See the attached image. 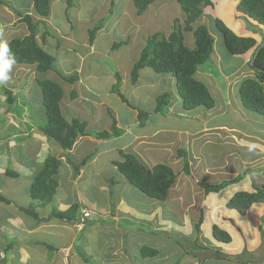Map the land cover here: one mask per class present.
Returning <instances> with one entry per match:
<instances>
[{
	"label": "crops",
	"instance_id": "obj_1",
	"mask_svg": "<svg viewBox=\"0 0 264 264\" xmlns=\"http://www.w3.org/2000/svg\"><path fill=\"white\" fill-rule=\"evenodd\" d=\"M2 1L9 2L8 0ZM176 1L178 2V0ZM213 1L217 16L218 14L220 15V13L229 16L231 21L230 23L226 22L229 27L234 31L242 29V32L240 33L243 35H252L257 39L261 37L258 41L263 42L261 30L264 32V26L258 24L256 21L237 10L239 0ZM11 3L12 5L9 3L0 7L1 34L6 38L11 36L23 37L28 35L30 33L28 24L23 21L22 18L26 14L34 13L33 0H14ZM174 4L175 2L172 0H156L150 5L149 9L147 8L148 10L146 9L147 11L138 15L134 0H128V3L127 0H124L122 3L121 0H52L50 14L47 17L41 18V21L36 25V37L48 51L56 56V65H58V67L56 66L52 71L45 74H41L37 71H35L34 74L38 78H52L62 85L65 93L64 98L61 101L63 115L64 112L66 114H75L74 117H77L82 121H86L87 119L88 123L90 122V126H92V123L97 122V130L95 131L110 129L111 127L109 125L113 123L114 118L116 119L117 126L123 129L124 133L120 136L119 140L117 138L115 139L113 146H106L104 148V155L113 152V158L110 162L114 171L117 170V168L113 165L112 161L120 158V148L135 153L143 163L152 166L154 164L149 163L146 155H151V152L153 151L158 153L161 146L168 145L165 147L166 150H163L162 147L164 156L161 160L167 161L168 158L173 157L175 154V156H177H174L175 162L172 160L169 161V163H172V166H175L178 161H181L184 166V157L179 154V149H186L180 146L182 145L181 140H184L186 144L191 146L189 152L186 151L190 159V165L192 166L195 164L196 168L200 169V173L196 170V172L194 171V174L193 172L191 173V176V174L183 172V166H181L179 170L174 169L178 174V178L176 183L171 187L168 197L165 200L168 206L155 204V210L153 211L154 216L152 218L150 216L152 220H158L157 225L160 228H164V221L174 218L173 214H178L180 217L183 216L185 212L184 210L182 211V207L188 199L184 197H187V194L195 196V186H197L200 189L199 192L203 193L205 198L202 196V199L199 200L190 199L188 207L190 205H196V201L203 200V203H206V205L203 206L202 203L201 208L206 209V214L209 213L208 217L207 215L206 217L213 221L212 224H217L220 227L225 228L231 234L234 229L238 234L240 233V236H245L249 239L248 233L242 224L243 221L240 220L239 217L237 218L238 211L228 208L226 202L237 190L251 191L255 186H262L263 183H259L258 181L261 176L259 175V170L257 168L259 166L263 167L264 147L260 148L255 146L250 150L249 146L257 144L258 141L264 145V131L259 132L256 130L254 132H249L240 127L235 121L227 120L225 122L220 119L224 113L226 115L227 110L225 106L228 101L225 103L224 99L219 100V98L215 96V93H218L217 90H219V88H217L218 82L215 77L206 72L203 74L198 70V76L212 91L216 104L213 108L198 107L190 111L184 110L182 107V99L178 91H176L177 89L175 90L176 82L175 77L172 74L157 73L152 70V68L145 67L140 70L138 80L135 83H132L131 80V71L135 62L139 59L141 51L146 45L149 36L158 31L164 33L165 36L169 35L176 21L179 24L182 23L185 13L180 3L179 5L182 9L183 15L179 12L178 6H174ZM3 13L8 14L10 22L3 20ZM237 15L238 17L239 15L244 17V19L240 17L243 21V28L240 23H237L239 27L235 26ZM165 16L167 19H165ZM101 19H105L106 21L103 26L96 31L94 41L91 43L89 32ZM248 26L259 29L260 32H253ZM185 35L186 43L189 46L194 47V38L192 34L185 33ZM216 36L219 37V35L215 34V41L217 40ZM115 42H123V44L120 47L114 48L113 44ZM220 58H218L219 61ZM239 59L242 61L238 66L230 71L229 74L226 73L229 87L232 85V79L230 80L229 78L235 73L234 71L239 65L246 60L242 57ZM111 66L115 68V72L111 71ZM14 69L15 68L12 66L9 73L14 75ZM59 72H62L65 76L76 75L77 78L72 82H67L61 77ZM118 74L120 75L122 82L121 92L126 96L131 106L113 91V87L117 83ZM242 79L243 78H241V80ZM241 80L235 82L237 88L240 87ZM32 84L34 83L29 84V89ZM232 86H234V84ZM167 89H169V91H167ZM73 92H76L75 97H72ZM163 92H169L172 95V100L166 109V114L160 115L155 113V108L157 106V96ZM16 105L17 106H10L7 108L6 118H0V144L7 140H11V143H9L11 145L9 150L12 149L13 151H16V149H19L21 159L18 163L8 162L5 165L0 163V177L2 180V183H0V194L7 197V187L17 186L19 184V177L22 174H25L22 175V177H25L29 181V188L33 176L38 169H40L45 158L49 154H52V151L57 152L56 156L61 159V166L56 176V180L59 182L58 188L60 187L61 182L60 176L63 174L68 181L70 180L73 189L71 191V199L58 198L56 200L55 198V201L52 204L48 203L47 205H44L42 202L30 198L32 200L27 199L28 204L22 203L19 206L20 208L33 206L40 217L39 220L32 216L30 217L27 213L26 214L30 219L26 220L18 215L21 213L24 214L23 211H20L21 209H18L17 212H13L14 210L7 211V207L5 208V206H1L0 217L6 216L7 219L0 218V226H7L11 232L18 231V228L22 227L26 233L34 234L38 229L42 230L47 228L50 231L53 230V234H57L59 238L67 235V240L69 241L64 244H54L51 239L45 237H43V239H39L38 236L31 237L29 241L25 242L26 244L24 246L22 245V258L28 262L27 264H29L30 259H34V254L40 252L37 251L36 244H43L45 247H43V253L49 250L47 246L48 244L55 248L54 252L56 255H60L62 251H70L72 247L74 248V251H76L77 235L84 229L83 224L80 223L81 221L72 223L50 219L48 216L52 207L65 210L73 203L78 202L81 204V210L84 208L94 210V208H96L95 205L97 207L99 205L101 213H110V209L108 208L109 202L101 205L99 202L89 200L80 191L79 182L82 179L86 178L90 183L88 176L91 172L88 168L86 169V167L93 161L91 162L90 160L83 165L80 172L76 174L68 157L75 162H79L83 160L84 157L91 154L94 145L106 144L112 139L102 140L90 136L81 137L74 144L72 149H63L57 141L54 142L53 140L48 139L42 132L40 125H44L46 122V115L43 114V111L40 110V117L36 115L37 112L34 114L30 113L28 104L20 102L19 98ZM19 105H24L21 108L22 110L19 109ZM39 107L45 109L43 104H40ZM138 110H144L151 113L144 126H140ZM238 110L239 108L234 104L233 112L238 114ZM178 112L181 114H178ZM92 113H94L93 116L96 115V118H93ZM101 115H105V124L102 127L99 124ZM44 117L45 121L43 119ZM243 117L246 119L245 122H248V115H244ZM179 119L183 120L181 121L182 124L179 122ZM237 119H240V117ZM194 120L197 122H193ZM29 122L35 125H31ZM177 124L180 125L176 126ZM18 125L21 126L19 134L22 135H18L15 131L13 134H2L4 130L9 128L16 130L15 128ZM225 126L230 127V129L225 128ZM33 128L35 129L31 131ZM261 128H264V126ZM169 133H176L177 135H175V137L180 140L176 142L175 138H173L176 142L174 147L170 145L169 141L166 142V145L165 142H163L165 137H169ZM116 141H119V143H116ZM200 141H204V143ZM172 147L176 152L172 153L171 151H167V148L170 150ZM88 148L92 150L89 153L82 154V157L77 158L83 150H87ZM109 148H111V150ZM95 149L97 150L96 147ZM20 151L23 152L22 154H25L26 157L22 156ZM11 157L19 158L18 153H11ZM200 157L203 159L202 162ZM192 159H196L195 162H193ZM198 160H200L199 163H197ZM9 164H13L14 170L20 173L19 176L14 179L17 183L11 182L14 180L9 182V180L4 177H9L6 174ZM249 168H251L252 171L243 180L228 185L221 191L222 193L206 194L204 189L200 186L201 182L219 183L225 179H233L239 173H242ZM67 169H70L71 173H68ZM262 169V174L264 175V168ZM213 175L218 178L215 182L210 181ZM189 177L192 178L190 180V182L192 181L190 185H193L190 192H188V188L181 187V185L187 186L189 184ZM102 184L106 186V178L105 180L102 179ZM56 195L57 194H55V196ZM218 197L221 198L217 200ZM182 198L184 199L182 200ZM9 200L14 203V199L9 198ZM3 202L4 201H2V203ZM179 202L183 204L179 205ZM169 203L171 205H169ZM119 205L123 207L120 200L119 203L115 205V210L117 212L127 213V210L120 209ZM220 206H223L225 211L220 209ZM217 207L218 210H222L221 212L223 214L230 217L228 221H223L226 219H223L222 222L217 221L219 220V216L217 217L218 214L216 215L217 218L213 216ZM114 214H112V218L119 217L114 216ZM151 214L152 213L149 215ZM261 214H264V203H255L249 212L243 214L244 217L249 215V218L251 219V237L255 238V236L257 237L259 235V227L262 223L258 216ZM123 215L124 214H122V216ZM119 219H121V217H119ZM136 219L138 218L136 217ZM203 222V226L206 225L205 220ZM9 223L10 225H8ZM117 223L118 222H114L115 225ZM130 225L133 228L134 223H131ZM68 227L70 228V232L67 233ZM122 230V236L123 238H126L129 231L128 229ZM233 242L232 237V241L226 244L232 245ZM124 246H126L124 245V242L121 243L120 249H124ZM85 249V252H87L88 245L85 246ZM227 249L230 250L231 248ZM9 250L7 244L0 240V256L2 259L7 260L8 255L10 254ZM60 258H58V260H60ZM61 262L63 264L65 263L63 261ZM41 263L44 264L41 259L40 262L39 260H34L33 262V264Z\"/></svg>",
	"mask_w": 264,
	"mask_h": 264
},
{
	"label": "rangeland",
	"instance_id": "obj_2",
	"mask_svg": "<svg viewBox=\"0 0 264 264\" xmlns=\"http://www.w3.org/2000/svg\"><path fill=\"white\" fill-rule=\"evenodd\" d=\"M8 1L9 2H5V4L10 3V5H12L11 2L14 0L12 1L8 0ZM123 1L124 0H121V3ZM172 1L175 2L174 6L177 5L179 12H181V14L183 15L182 9L179 3L176 0H172ZM127 3H128V0H127ZM2 6L3 5L0 4V7ZM3 14H4L3 20L10 22V18L8 14L6 13H3ZM220 15L218 14V16L221 17L225 22L230 23L231 20L229 16L221 14V13ZM240 17L244 19L242 15H239V17L237 15L235 19L236 20L235 26L239 27L237 23L238 24L240 23V25L243 28V21L241 20ZM165 19H167L166 16H165ZM203 21L208 24V19L206 17L203 19ZM252 29H256V28H253L251 26L250 30ZM211 30L214 31L213 28H211ZM256 30L260 32L259 29H256ZM236 32L238 34H241L240 32H242V29L240 30L238 29V31ZM217 34L219 35V37L216 36L217 40L214 43V52L211 58L200 67L199 72L203 74L204 72H206L208 74H211L213 77H215V79L218 82L217 88H219V90H217L218 93H215V96L218 97L219 100L224 99L225 103H227L228 101L227 105L225 106L227 110L226 115L224 113L220 119L225 122L227 120L235 121L240 127H242L244 130L249 131V132H254L256 130H258L259 132L264 131L263 130L264 128H261L262 126H264V116L252 110L247 109L243 105L241 97H240V93H239V88H237V86L235 85V82L241 80V78H244L249 75H254V72L252 71V69H247L248 68L247 61L249 59V54L245 56L233 55L232 53L228 51L223 36L220 33H217ZM245 35L248 36V34H245ZM261 35L263 37L262 39L264 42V32H262V30H261ZM8 39L9 38H6L0 32V41L7 42ZM260 39L261 37L258 38V40ZM240 57L246 60L243 61L241 65H239V67L234 71L235 73H233L232 76L229 78L230 80L232 79L231 84L232 85L234 84V86L231 85V87H229L228 81L226 78V73L229 74L230 71L234 70L238 66V64L242 61L241 59H239ZM218 58H220V61ZM13 67L15 68L13 70V72L15 71L14 75H12L11 73H8L9 75L8 81L3 84H0V118L1 119L6 118L7 108H9L10 106H17L16 103L10 104L7 102L6 100L7 95L4 92V88L11 89L12 92L17 97V100L18 98L20 99V102L27 103L30 113L34 114L37 112L36 115L40 117V110H41L43 111V114H45V109H43L42 107H39L40 104L42 105L41 103L42 102V97H41L42 92H41L40 86L34 81V79L36 78V75L34 74L35 72L34 68L32 67L27 68L25 66H20V65H16ZM111 71L115 72V68L112 66H111ZM31 83H34V84H32L29 89V84ZM176 89L177 88L175 87V90ZM167 91H169V89H167ZM234 104L239 108L238 114L233 112ZM24 105L22 106L19 105L20 107L19 109L22 110L21 108ZM178 114H181V113L178 112ZM64 115L66 116V119L69 121L71 120L72 117L75 116V114H68V113L66 114L65 112H64ZM93 115L94 113H92V116ZM244 115H248V122H245L246 119L243 117ZM95 116H93V118H96ZM238 117H240V119H237ZM104 118H105V115L100 116L99 124L101 125V127L104 126L105 124ZM43 119L45 121V117ZM86 121L88 122L87 119ZM181 121L183 120L179 119V122L182 124ZM193 122H197V121L194 120ZM30 124L35 125L33 123H30ZM96 124L97 122L92 123V126H90V122H89L88 129L90 131L97 130ZM112 124H110L109 126L111 127ZM178 125L180 124H177L176 126ZM225 128L230 129V127L228 126H225ZM15 129L16 130H12L11 128L6 129L2 132V134L4 135L11 134V133L13 134L15 131L18 133V135H22V134H19V130L21 129L20 125H18ZM34 129L35 128H33L31 131H33ZM164 133H163V136H164ZM169 134H170L169 137L167 138L165 137L163 139V142H165V145H166V142L169 141L170 145L174 147L175 143L180 140H178L175 137V135H177L176 133H169ZM173 138H175L176 142L174 141ZM51 140H53L54 142L56 141L54 139H51ZM10 141L11 140H7L5 142H2V144H0V149L3 150V151L0 150V163L2 165H5L8 162L18 163L19 160L21 159L19 151L16 152V151H13L12 149L9 150L11 146L9 144L11 143ZM181 142H182V145L180 146L182 148H185L186 151L189 152L191 146L186 144L184 140H181ZM200 142L204 143V141H200ZM114 143H115V138L108 141V143L106 144H101V145L97 144L92 147L93 149L92 152L96 153L95 151L96 150L95 147H96L97 153L95 154L94 158L91 159V162L92 161L93 162L89 163V165H87L86 167V169L88 168V170L91 172V174L88 176L90 183L86 180V178L82 179L79 182L80 191L85 195L86 198L92 201L99 202L101 205L107 204V202H109L108 208L110 209V213L108 214H105L104 212L101 213L100 212L101 209L99 205L98 207L95 205L96 207L94 208L95 215H93L91 219H88L87 222L86 221L80 222V223H83L84 229L77 235L76 247H75L76 251H74V248L72 247L70 251L69 250L62 251L60 255L59 254L56 255L54 251H49V250L43 253L44 251L43 249L45 248L43 244L42 243L36 244L37 251H40V252H37L34 254L33 256L34 259L33 260L30 259L29 264H33L34 260L36 261L39 260L40 262V259L44 262V264H63L61 261L65 262L64 264H264V261L256 262L252 256H250V260L247 261L248 256L246 255L247 252L249 254L253 253L254 248H256L260 244V241H261L260 235L261 233L264 232V214L263 215L261 214L260 216H258L262 223L260 226L263 229H259L260 230L259 235L257 237L255 236L254 238L250 236L251 219L249 218V215L247 217H244L243 214L237 212L238 214L237 218L239 217V219L243 221L242 224L244 225L245 230L248 233L249 239L245 236H240L239 235L240 233L238 234V232L233 229L232 231V234H233L232 237L234 241L233 244L230 245L224 242L219 243L217 242L218 240H216L213 236L212 227L214 224H212L213 221H211L210 218L209 219L207 218L209 213L206 214L205 213L207 212L206 209L201 208L203 200L196 201L197 203L196 205L194 204L188 207V202L190 199H194V200L202 199L203 193H200L199 192L200 189L197 186H195V192H196L195 196L196 197L191 196L190 194H187V197H184V198H188L185 201V203L183 204L179 202V205H182V204L184 205L182 207L183 208L182 211L184 210L185 212L182 216L183 219L182 217H180V215L173 214L174 218H172L171 220L164 221V225H163L164 228H160L157 225L158 220L151 219L154 216V212H153L155 210L154 205L157 204L160 206L162 205L168 206V204L166 203V201L161 202L159 200L148 197L146 194L141 192L139 189L131 185L127 181V179L121 173H119V171L117 170L114 171V169H112L113 166L110 161L113 158V152L111 153L109 152L104 155V152H105L104 148L106 146L111 147L113 146ZM116 143H119V141L118 142L116 141ZM243 144H246V143H243ZM167 146H161L160 151L158 153L153 151L151 152V155H148V156L146 155L149 163L156 164L159 162L161 163L166 162L172 166L173 164L169 163V161L173 160L175 162V158H174L175 154L173 157L168 158L167 161L161 160L162 157L164 156L162 147L164 150L165 147ZM254 146H258L260 148L264 147V145H262L260 141H258L257 144H255ZM173 147L170 150L169 148H167V151H171L172 153L176 152ZM89 149L90 148H88L87 150H83L82 153H80L77 158L82 157V154L84 153H89L92 150V149L90 150ZM109 149L111 150V148ZM8 153H12V154L18 153L19 158L9 157ZM22 153L23 152H21V154ZM56 153L57 152L52 151L53 155H56ZM22 156L26 157L25 154H22ZM200 159L202 162L203 159L201 157ZM192 160L193 162H195L196 159H192ZM199 162L200 160H198L197 163ZM175 166H172V167L175 170L176 169L179 170V168L183 166V164L181 161H178L175 164ZM191 167H192L191 173L193 172L194 174V171L196 172V170H198L200 173V169H197L195 164L192 165ZM262 168H264V163H263V167L259 166L257 168L259 170L258 173L261 176L260 179H258L259 183H264V175L262 174L263 173ZM67 170H68L67 171L68 173H71L70 169H67ZM22 175H25V174H22ZM22 175L19 177V181H18L19 184L17 186L7 187L8 189V191H6V194L8 195L7 198L14 199V203L8 205L4 202L2 203V201L0 200V208H2L1 206H5V208L7 207L8 209L7 211L14 210L13 212H17L18 209L20 210L19 206L22 203L28 204L27 199L29 200L31 198L28 192L29 181L25 177H22ZM4 177L7 178L9 182L15 179V178H10L6 176ZM105 178L107 179L106 186L102 184V179L105 180ZM111 178H115V181L117 182V183L114 182L113 183L114 185L112 184L113 186L110 184L111 182L109 183L108 181ZM60 179H61L60 187L57 188V191H56L57 195L55 196L56 200L58 198L71 199L72 198L71 191L73 189H72V184H70V180L68 181L67 178L63 174L60 176ZM191 179L192 178L189 177V184L187 186L180 184L181 187L188 188L189 189L188 192H190V189L193 186V185H190L192 183V181L190 182ZM217 179L218 178H216V176L213 175L210 181L215 182ZM14 181H11V182L17 183L16 180ZM0 183H2L1 177H0ZM110 189H112L113 194H111V192L109 191ZM118 198H120V202L123 205V207L119 205V208L122 210H127V213L117 212L115 210L114 204L117 205L119 203ZM184 198H182V200ZM203 198H205V195L203 196ZM219 198L221 197H218L217 200ZM133 201L137 202V204H134ZM136 205L140 207H137ZM169 205L171 204L169 203ZM204 205H206V203H203V206ZM220 207H221L220 209L224 208L223 206H220ZM251 209L252 207L249 209V211ZM90 210H93V209H90ZM221 211L222 210H218V207H217V210H215L213 216L215 218L219 216V220L217 221L222 222L223 219H226L223 221H228L230 217L223 214ZM223 211H225V209H223ZM23 213L24 214L21 213L18 215L21 216V218H25L26 220H29L30 218L27 216V214L25 212ZM150 213L152 214L149 215ZM201 213L204 214V220H205L206 225L203 226V224H201L200 228L196 229L195 224L200 218ZM112 214H114V216L121 217V219H119V217L112 218ZM122 214L124 215L122 216ZM136 217L138 219H136ZM0 218L7 219L6 216H1ZM131 221H134L133 228L130 225ZM114 222H118V223L115 225ZM8 225H10V223ZM18 229L20 230V232L19 230L11 232L9 231V228L7 226H3V227L0 226V240H2L3 243L7 244V246L10 249L9 250L10 254L8 255L7 260H3L4 262L2 263L0 262V264H27L28 262L22 258L23 256L22 248L26 244L25 242L29 241L30 238L33 236H36V237L38 236L39 239H43V237L47 239H51L53 241L52 243L54 244H64L69 241L67 240V235H64L61 238H59L57 234H53L54 232L52 229H51L52 231L48 230L47 228L42 229V230L38 229L37 231H35L34 234L26 233L22 227ZM122 229H128L129 231V234L126 235V238H123L122 236V232H123ZM68 232H70L69 227L67 228V233ZM178 241H180V243ZM123 242H124V245L126 246H124V249H120V244ZM86 245H88L87 252H85ZM143 245L155 247L156 249H158L159 253L155 256L143 257L140 253V248ZM196 245L204 246V247H207L208 249H205L204 247L198 248ZM227 248H231V249L228 250ZM77 250L84 251L86 255L88 256V258H90L89 261L88 262L84 261L82 256L79 254V251ZM47 252H48V256H47ZM233 256H235L236 258L231 259L230 257H233ZM58 258H60V260H58ZM237 258L238 260L243 259L242 261L243 263L236 262L235 260H237Z\"/></svg>",
	"mask_w": 264,
	"mask_h": 264
},
{
	"label": "trees",
	"instance_id": "obj_3",
	"mask_svg": "<svg viewBox=\"0 0 264 264\" xmlns=\"http://www.w3.org/2000/svg\"><path fill=\"white\" fill-rule=\"evenodd\" d=\"M155 1L134 0L137 14L141 15L144 13ZM178 2L185 13L182 23L179 24L176 21L169 35L165 36L164 33L158 31L149 36L139 59L135 62L131 71L132 83L138 80L141 69L150 67L157 73H169L175 77L176 88L181 96L184 110L190 111L198 107L213 108L216 100L208 85L198 76V70L211 58L214 50L215 34L220 33L230 53L237 56L249 54L250 60L248 59L247 69H252L254 75L246 76L241 80L239 93L242 103L247 109L264 116V42H259L252 35L238 34L229 27L222 18L216 15L213 0H178ZM51 3L52 0H33L34 13L26 14L22 18L28 24L30 33L23 37H9L7 41L10 50L9 55L15 58V63L12 66L23 65L27 68L32 67L34 71L41 74L48 73L56 66L58 67L56 65V56L48 51L36 37V25L41 21V18L47 17L50 14ZM0 4L6 5L2 0H0ZM237 10L264 26V0H239ZM205 17L208 19V24L203 21ZM105 21V19L99 20L97 25L90 30L89 37L91 43L94 41L96 31L103 26ZM252 30L253 32H258L256 29ZM185 33L192 34L194 47L186 43ZM122 44L123 42H115L113 47L117 48ZM59 73L67 82H72L77 78L76 75L65 76L62 72ZM117 76V83L114 85L113 91L131 106L126 96L121 92V77L119 74ZM35 82L41 88L42 104L46 112V122L44 125H40V128L48 139L56 140L63 149H72L81 137L90 136L103 140L117 138L119 140L120 136L123 135L124 130L117 126L115 118L110 129H102L101 131H90L88 129V122L82 121L77 117H73L70 121L67 120L61 109V101L65 94L62 85L49 77H36ZM4 92L7 95L6 100L8 103L17 102V97L11 89L4 88ZM75 96L76 92H73L72 97ZM171 100L172 95L169 92H163L158 95L155 113L165 115ZM138 111L140 126H144L151 113L144 110ZM18 151L19 149H16V152ZM95 151L97 153V150ZM179 151V154L184 157L183 172L191 174L190 159L186 150L179 149ZM96 153L87 155L79 162H75L68 157L75 173L78 174L81 167L93 159ZM119 153L121 154L120 158L112 161L117 171L131 185L148 197L165 201L171 187L176 183L178 178V174L174 168L170 164L161 162L148 166L135 153L121 148L119 149ZM8 155L11 157V153H8ZM60 166L61 159L56 155L49 154L45 158L40 169L33 176L28 189L32 199L38 200L44 205L55 201V194L59 186L56 176ZM251 171V168H249L239 173L235 178L225 179L219 183L201 182L200 186L206 194L220 193L228 185L243 180ZM6 174L12 178L19 176V172L14 170L13 164L8 165ZM108 181L109 183L111 182V185L114 182L117 183L115 178H111ZM109 191L113 194L112 189ZM118 199L120 200V198ZM0 200L8 204L12 203L11 200L2 194H0ZM133 202L134 204L137 203ZM255 203H264V183L260 187L255 186L251 191L237 190L227 200L226 206L237 210L241 214H246ZM20 209L35 219H40L33 206L27 208L21 207ZM82 210L81 204L75 202L65 210L52 207L48 217L57 221L80 222L83 215ZM203 221L204 214L201 213L200 218L195 224L196 229L200 228ZM131 223H134V221H131ZM260 229L263 228L260 226ZM212 233L214 238L219 242L230 243L232 241L230 232L217 224L213 225ZM178 242L180 243V241ZM47 246L50 251L55 250L53 246L49 244ZM197 247L201 248L204 246L198 245ZM204 248L208 249L207 247ZM140 253L143 257H149L157 255L159 251L155 247L143 245L140 248ZM79 254L86 262L89 261L90 258H88L84 251L79 250ZM3 260L5 259H2L0 256L1 263L4 262ZM235 261L240 263L243 259L238 260L237 258Z\"/></svg>",
	"mask_w": 264,
	"mask_h": 264
},
{
	"label": "clouds",
	"instance_id": "obj_4",
	"mask_svg": "<svg viewBox=\"0 0 264 264\" xmlns=\"http://www.w3.org/2000/svg\"><path fill=\"white\" fill-rule=\"evenodd\" d=\"M32 14V13H31ZM9 47L6 41H0V84H3L8 81L9 75L8 73L11 70L12 65L15 63V58L9 55ZM255 147L254 145H250L249 148ZM83 211V210H82ZM94 211V210H92ZM95 215V211H94ZM83 215L81 216V222L86 221L87 219H83ZM83 224V223H82Z\"/></svg>",
	"mask_w": 264,
	"mask_h": 264
},
{
	"label": "water",
	"instance_id": "obj_5",
	"mask_svg": "<svg viewBox=\"0 0 264 264\" xmlns=\"http://www.w3.org/2000/svg\"><path fill=\"white\" fill-rule=\"evenodd\" d=\"M253 258L256 262L264 261V232L261 233L260 244L253 251Z\"/></svg>",
	"mask_w": 264,
	"mask_h": 264
},
{
	"label": "built area",
	"instance_id": "obj_6",
	"mask_svg": "<svg viewBox=\"0 0 264 264\" xmlns=\"http://www.w3.org/2000/svg\"><path fill=\"white\" fill-rule=\"evenodd\" d=\"M93 215H94V211L87 208L83 209V219H91Z\"/></svg>",
	"mask_w": 264,
	"mask_h": 264
},
{
	"label": "flooded vegetation",
	"instance_id": "obj_7",
	"mask_svg": "<svg viewBox=\"0 0 264 264\" xmlns=\"http://www.w3.org/2000/svg\"><path fill=\"white\" fill-rule=\"evenodd\" d=\"M246 255L248 256V259H247V261L248 260H250V256H252L253 257V253H251V254H249L248 252L246 253ZM243 263V262H242Z\"/></svg>",
	"mask_w": 264,
	"mask_h": 264
},
{
	"label": "bare ground",
	"instance_id": "obj_8",
	"mask_svg": "<svg viewBox=\"0 0 264 264\" xmlns=\"http://www.w3.org/2000/svg\"><path fill=\"white\" fill-rule=\"evenodd\" d=\"M15 182V181H14Z\"/></svg>",
	"mask_w": 264,
	"mask_h": 264
}]
</instances>
